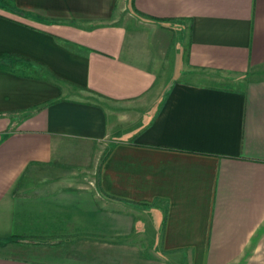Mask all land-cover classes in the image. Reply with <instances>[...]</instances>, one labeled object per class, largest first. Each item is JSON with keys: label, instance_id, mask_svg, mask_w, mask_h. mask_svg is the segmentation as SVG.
Returning a JSON list of instances; mask_svg holds the SVG:
<instances>
[{"label": "crops", "instance_id": "crops-1", "mask_svg": "<svg viewBox=\"0 0 264 264\" xmlns=\"http://www.w3.org/2000/svg\"><path fill=\"white\" fill-rule=\"evenodd\" d=\"M120 2L0 0V264H264V0Z\"/></svg>", "mask_w": 264, "mask_h": 264}, {"label": "rangeland", "instance_id": "rangeland-1", "mask_svg": "<svg viewBox=\"0 0 264 264\" xmlns=\"http://www.w3.org/2000/svg\"><path fill=\"white\" fill-rule=\"evenodd\" d=\"M119 2L121 1V0H118ZM121 3V2H120ZM119 11V9H118V7H116V11ZM118 16H120V15H118ZM126 17H127V14H125V15H121V17L119 18V19H121V18H123L122 20H124V19H126Z\"/></svg>", "mask_w": 264, "mask_h": 264}]
</instances>
